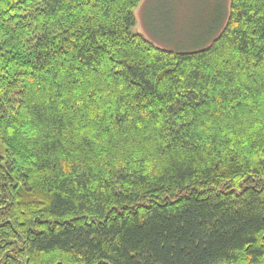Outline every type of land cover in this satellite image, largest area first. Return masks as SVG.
<instances>
[{
	"label": "trees",
	"instance_id": "16d2710c",
	"mask_svg": "<svg viewBox=\"0 0 264 264\" xmlns=\"http://www.w3.org/2000/svg\"><path fill=\"white\" fill-rule=\"evenodd\" d=\"M141 0H0V264H264V0L188 52Z\"/></svg>",
	"mask_w": 264,
	"mask_h": 264
},
{
	"label": "rangeland",
	"instance_id": "374dc122",
	"mask_svg": "<svg viewBox=\"0 0 264 264\" xmlns=\"http://www.w3.org/2000/svg\"><path fill=\"white\" fill-rule=\"evenodd\" d=\"M229 12L230 0H141L131 32L160 49L193 51L221 32Z\"/></svg>",
	"mask_w": 264,
	"mask_h": 264
}]
</instances>
